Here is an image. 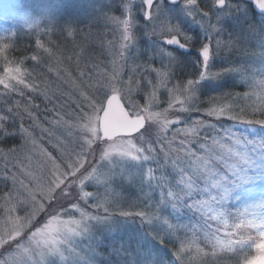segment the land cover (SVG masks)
Returning <instances> with one entry per match:
<instances>
[{
  "label": "snow or ice",
  "instance_id": "obj_1",
  "mask_svg": "<svg viewBox=\"0 0 264 264\" xmlns=\"http://www.w3.org/2000/svg\"><path fill=\"white\" fill-rule=\"evenodd\" d=\"M108 4L100 17L83 18L73 11V0H51L24 31L36 45L34 54L24 59L16 56L18 32L0 36V86L8 92L18 91V86L39 91L26 82L23 64L26 59L39 62L41 50L54 55L42 38L47 37L57 51L61 45L52 37L65 47H83L75 45L76 39H83L81 25L90 31L101 18L118 37L108 41L116 49L111 72L88 85L94 89L91 95L81 93L87 111L81 108L73 124L54 121L76 132L70 146L58 142L59 158L23 126L19 105L0 114V264H97L96 249L103 241L94 230L103 226L111 231L117 214L129 224L134 222L130 218L139 219L137 246L125 248L118 264H159L153 247L166 240L177 245L171 264H184V255L193 250L208 255L202 244L212 255L237 254L239 264H264V212L250 211L264 209V200L247 205L254 186L258 182L264 186V119L246 118L264 117V77L241 81L260 92L262 102L250 111L227 102L235 95L231 91L219 97L205 92L224 87L225 76H243L246 69H217L215 60L221 48H235L248 37L264 43V0H108ZM141 40L146 42L143 48ZM133 51L135 55L129 56ZM193 51L196 57L189 60ZM189 64L197 67L195 76L186 74ZM177 104L179 112H201L211 119L197 118L190 127L177 128L176 135L183 132L194 139H180L173 149L176 138L169 139V129L185 123L179 116L169 119ZM114 113L123 117V125L111 124ZM18 119L19 127H13ZM225 121L234 123L225 127ZM216 134L222 135L218 139ZM15 137H20L18 143L2 146ZM153 144L161 146L159 153ZM37 154L40 165L32 159ZM124 185L140 194L127 209L117 199H123ZM88 186L95 191H87ZM89 199L95 201L90 205L95 212L80 205ZM208 220L218 226L213 228ZM85 238L88 255L77 244ZM248 248H255L258 255L249 257Z\"/></svg>",
  "mask_w": 264,
  "mask_h": 264
},
{
  "label": "rangeland",
  "instance_id": "obj_2",
  "mask_svg": "<svg viewBox=\"0 0 264 264\" xmlns=\"http://www.w3.org/2000/svg\"><path fill=\"white\" fill-rule=\"evenodd\" d=\"M75 8L73 11L77 12L83 18L100 17L103 11H107L109 4L108 0H73ZM91 5V6H90ZM51 6V0H0V36H10L13 33L26 34L29 24L34 23L42 15L45 8ZM111 28L104 26L103 19H99L97 23L92 24L90 31L81 25V35L83 39H76L75 45H82L83 47H75L73 44H68L66 47L56 37L51 39L57 45H61V51H57L47 43L48 38L44 37L42 40L46 47L52 48L54 55H49L41 50V59L39 62L31 61V65L26 67L25 80L29 84H35L39 91H31L25 88L26 94L19 86L16 91L18 99L19 111L23 116V126L28 129L32 136L36 137L37 142L40 143L53 156L59 158V144L71 145L76 132L74 129L66 127L63 122L60 124L54 121H67L68 124L75 123V118L79 115L80 109L87 111L86 101L81 93L91 95L94 89H89L88 85L95 83L101 78L105 72H111L113 60V53L115 48H110L108 41H115L118 39L116 35L111 34ZM35 39V38H33ZM227 40V36L223 37ZM146 46V42L141 40V48ZM129 56H134L135 52L128 53ZM196 54H192L189 60L195 58ZM119 62V57H115ZM131 60H129V64ZM215 64L217 69L227 67H242L246 69L241 76L239 73H233L224 77V87L217 89H205L206 93L212 96L219 97L222 92L231 91L235 93L227 102L232 104L237 109H245L250 111L252 106H258L262 101L259 99L260 92L254 88H249L247 83H242V80H251L255 77L256 80L264 77V73L257 71L264 69V43L259 37H248L241 45L235 48H221L216 57ZM95 65V67H94ZM197 67L191 64L186 69L188 76H195ZM124 71L127 73L128 69L125 67ZM81 73L86 75L81 76ZM3 86H0L2 88ZM21 87V88H20ZM256 91V95H251L252 91ZM19 91H23L24 95H19ZM247 93V94H246ZM26 98H24V96ZM161 94V99H163ZM25 99V100H24ZM25 101V102H24ZM143 103V101H140ZM79 105V107H77ZM165 105L161 104V107ZM207 105L201 104V108ZM179 105L171 111L169 119L175 120L178 116L185 120L182 124H173L169 129V139L175 135L176 143L171 147L173 149L179 147L178 141L180 139L192 140L194 137L185 135L181 132L176 135L177 128L184 129L191 126V121L194 119L210 120L211 118L204 116L201 112L183 113L179 112ZM31 113V116H29ZM59 113V115H57ZM253 116H247L248 119H253ZM234 122L225 121V127H231ZM259 128V126H256ZM72 133L69 135V133ZM215 134V133H214ZM203 135V134H202ZM220 138L222 134H216ZM155 139V133L153 134ZM20 138L17 140L19 142ZM157 152L161 151L159 144H153ZM198 151V145L196 146ZM164 150L168 151V145H164ZM33 161L40 165L39 155L32 157ZM98 160V155L96 157ZM95 163V161H92ZM2 162H0V165ZM11 167V166H9ZM146 170V169H145ZM15 171V169H12ZM1 175L3 174V165L0 166ZM158 174V173H157ZM2 186V185H0ZM87 191H95L92 186L86 187ZM102 191V189H101ZM140 195L135 188L124 185L122 190L123 199H119L120 207L127 209L128 202L136 200ZM264 200V186L258 182L254 186V195L247 201V205L259 204ZM93 199H89L87 204L80 202L82 208L89 212H95V209L90 205L94 203ZM245 205H241L243 208ZM115 211V209H113ZM235 211V209H234ZM250 211L257 213L264 212V209L259 207L250 208ZM78 217V213H73ZM134 222L132 224L126 223L125 219L118 214L113 217L111 224V231H105L103 226H97L94 230V236L103 241V243L96 249L100 255L96 257L97 264H108L111 260L112 264H118L122 255H125L124 249L129 251L135 249L137 246V234L135 229L139 227L138 218H130ZM193 223L196 221L193 220ZM208 224L213 228L218 226V222L208 220ZM79 249L83 251L84 255H88L87 248L88 239H81L77 241ZM172 244L177 248L175 243H170L166 240L165 248L161 245H154L153 256L159 264H171L173 260L172 253L176 250ZM208 255H202L194 250L184 255V264H239V257L237 254L229 253L227 251L217 252L215 255L211 254V249L205 245H201ZM172 248V249H171ZM119 252L121 255H117ZM246 254L249 257L257 256L255 248L246 249ZM63 264V262H59Z\"/></svg>",
  "mask_w": 264,
  "mask_h": 264
},
{
  "label": "trees",
  "instance_id": "obj_3",
  "mask_svg": "<svg viewBox=\"0 0 264 264\" xmlns=\"http://www.w3.org/2000/svg\"><path fill=\"white\" fill-rule=\"evenodd\" d=\"M33 38L34 37L32 35H22L21 33L18 34V36L16 38V44H17L16 56L17 57L24 59L25 57H30L32 54H34V51L36 49V45H35V39H33ZM31 61H32L31 59H26L24 64H23V68L26 69V67H29L31 65ZM24 89L25 88H23V89L21 88V90H23V91H24ZM24 92L26 94V91H24ZM15 96H17L16 92H8L3 87L0 88V114H6V109L11 108L15 105H19L18 99L15 98ZM26 96L27 95H25L24 98H26ZM252 118L253 119H264V117H261L259 115L253 116ZM19 124H20V120L18 119L15 122V124L13 125V127H19ZM19 138L20 137L9 138L8 143L6 145H2V146L7 147L8 145L18 143L17 140ZM0 166L2 167V164ZM1 173L2 172H0V175H1ZM0 187H2V186H0ZM170 245H171V243H170ZM172 246H173V248H176L173 244H172ZM162 247L165 248L164 250L169 251V248L167 246L165 247V244L162 245Z\"/></svg>",
  "mask_w": 264,
  "mask_h": 264
},
{
  "label": "water",
  "instance_id": "obj_4",
  "mask_svg": "<svg viewBox=\"0 0 264 264\" xmlns=\"http://www.w3.org/2000/svg\"><path fill=\"white\" fill-rule=\"evenodd\" d=\"M110 122L114 127H119L123 125L124 120L123 117L119 113H114L110 118Z\"/></svg>",
  "mask_w": 264,
  "mask_h": 264
},
{
  "label": "flooded vegetation",
  "instance_id": "obj_5",
  "mask_svg": "<svg viewBox=\"0 0 264 264\" xmlns=\"http://www.w3.org/2000/svg\"><path fill=\"white\" fill-rule=\"evenodd\" d=\"M192 54H194V51H193V53H192ZM192 54H191V55H192Z\"/></svg>",
  "mask_w": 264,
  "mask_h": 264
}]
</instances>
